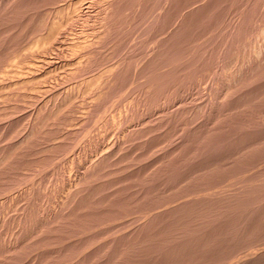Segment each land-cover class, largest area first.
<instances>
[{
	"label": "rangeland",
	"instance_id": "374dc122",
	"mask_svg": "<svg viewBox=\"0 0 264 264\" xmlns=\"http://www.w3.org/2000/svg\"><path fill=\"white\" fill-rule=\"evenodd\" d=\"M263 207L264 0H0V264H241Z\"/></svg>",
	"mask_w": 264,
	"mask_h": 264
},
{
	"label": "bare ground",
	"instance_id": "6f19581e",
	"mask_svg": "<svg viewBox=\"0 0 264 264\" xmlns=\"http://www.w3.org/2000/svg\"><path fill=\"white\" fill-rule=\"evenodd\" d=\"M246 149H247V148H246ZM246 149H245V150H246ZM238 152H239V151H238ZM240 153H241V152H240ZM230 179H231V178H230ZM232 179H233V178H232ZM245 180H246V179H245ZM228 181H229V180H228ZM230 181H231V180H230ZM234 181H235V180H234ZM241 181H242V180H241ZM237 182H239V181H237ZM244 182H245V181H244ZM245 183H246V182H245ZM248 185H249V184H248ZM216 187H217V186H216ZM224 188H225V187H224ZM211 189H212V188H211ZM227 189H228V188H227ZM234 191H235V190H234ZM238 191L240 192V190H238ZM226 192H227V191H226ZM239 192H238V193H239ZM213 193H214V192H213ZM213 193H212V194H213ZM261 193H262V192H261ZM229 195H230V194H229ZM244 195H245V194H244ZM213 196H214V195H213ZM215 197H216V196H215ZM217 197H218V196H217ZM219 197H221V196H219ZM213 198H214V197H213ZM230 198H231V197H230ZM262 198H263V197H262ZM216 199H217V198H216ZM220 199H221V198H220ZM221 200H222V199H221ZM224 200H225V199L222 200V203L224 202ZM232 200H233V199H232ZM236 200H237V199H236ZM205 201H206V200H205ZM205 201H203V202H205ZM215 201H216V200H215ZM207 202H208V201H207ZM233 202H234V201H233ZM214 203H216V202H214ZM255 203H256V202H255ZM227 204H228V203H227ZM207 205H208V204H207ZM217 205H218V204H217ZM244 205H245V204H244ZM261 205H262V204H261ZM222 206H225V205H222ZM217 207H218V206H217ZM244 207H245V206H244ZM208 208H209V207H208ZM224 208H225V207H224ZM254 208H256V207H254ZM263 208H264V207H263ZM212 209H213V208H212ZM214 210H215V209H214ZM226 210H227V209L225 208V211H226ZM251 210H252V209H251ZM251 210H250V211H251ZM263 210H264V209H263ZM241 211H242V210H241ZM234 212H235V211H234ZM236 212H237V211H236ZM239 212H240V211H239ZM243 212H244V211H243ZM246 212H247V211H246ZM253 212H254V211H253ZM216 213H217V212H216ZM221 213H222V212H221ZM227 213H228V212H227ZM232 213H233V212H232ZM232 213H231V214H232ZM240 213H241V212H240ZM218 214H219V213H218ZM226 215H228V214H226ZM246 215H248V214H246ZM214 216H215V215H214ZM218 216H220V214H219ZM221 216H222V215H221ZM224 216H225V215H224ZM244 216H245V215H244ZM252 216H253V215H252ZM257 217H258V216H257ZM214 218H215V217H214ZM229 218H231V217H229ZM234 218H235V217H234ZM245 219H246V217H245ZM250 219H251V218H250ZM256 219H257V218H256ZM232 220H233V219H232ZM242 220H243V219H242ZM228 221H229V220H228ZM252 221H253V220H252ZM224 222H225V221H224ZM226 222H227V221H226ZM249 222H250V221H249ZM232 223H233V222H232ZM232 223H231V224H232ZM221 224H223V223H221ZM235 224H236V223H234V225H235ZM243 225H244V224H243ZM258 225H259V224H258ZM262 225H263V223H262ZM230 226H231V225H229V227H230ZM254 226H255V224H254ZM256 226H257V225H256ZM224 227H225V226H224ZM231 227H233V226H231ZM246 227H247V226H246ZM221 228H222V227H221ZM239 228H240V226H239ZM239 228H238V229H239ZM227 229H228V228H227ZM238 229H237V230H238ZM216 230H217V229H216ZM221 230H222V229H221ZM223 230H224V229H223ZM229 230H230V229H229ZM246 230H247V229H246ZM259 230H260V229H259ZM244 231H245V230H244ZM213 232H214V231H213ZM220 232H221V231H220ZM224 232H225V231H224ZM226 232H228V231H226ZM255 232H256V231H255ZM231 233H232V232H231ZM258 233H259V232H258ZM263 233H264V232H263ZM212 234H214V233H212ZM229 234H230V233H229ZM238 235H240V234H238ZM241 235H243V233H242ZM254 235H256V233H254ZM225 236H226V235H225ZM236 236H237V234H236ZM257 237H259V236H257ZM230 238H231V237H229V239H230ZM240 238H243V237H240ZM245 239H246V237H245ZM250 240H251V239H250ZM253 240H254V239H253ZM205 241H206V240H205ZM209 241H210V240H209ZM213 241H214V240H213ZM229 241H230V240H229ZM255 241H256V240H255ZM261 241H262V240H261ZM222 242H223V241H222ZM227 242H228V241H227ZM235 242H237V241H235ZM246 242H248V241H246ZM206 243H208V242H206ZM241 243H242V242H241ZM243 243H244V242H243ZM263 243H264V242H263ZM246 244H247V243H246ZM261 244H262V243H261ZM261 244H260V245H261ZM232 245H233V244H232ZM258 245H259V244H258ZM263 245H264V244H263ZM203 246H204V245H203ZM235 246H236V245H235ZM261 246H262V245H261ZM257 247H258V246H256V248H257ZM262 247H263V246H262ZM262 247H261V248H262ZM218 248H219V247H218ZM221 248H222V247H221ZM227 248H228V247H227ZM227 248H226V249H227ZM256 248H255V249H256ZM234 249H235V247H234ZM253 249H254V248H253ZM258 249H259V248H258ZM258 249L255 250V252L258 251ZM223 250H224V249H223ZM235 250H236V249H235ZM219 251H220V250H219ZM221 251H222V249H221ZM225 251H226V250H225ZM262 251H263V248H262ZM235 252H236V251H235ZM240 252H241V251H240ZM249 252H250V251H249ZM249 252H248V254H249ZM253 252H254V251H253ZM255 252H254V253H255ZM226 253H227V252H226ZM242 253H243V252H242ZM245 253H246V252H245ZM257 253H258V252H257ZM257 253H256V254H257ZM234 254H235V253H234ZM246 254H247V253H246ZM246 254H245V255H246ZM218 255H219V254H218ZM226 255L228 256V254H226ZM226 255H225V256H226ZM236 255H237V254H236ZM242 255H243V254H242ZM260 255H262V256H260V257H259V256L256 257V256H257V255H256V256H254L255 258L253 257L254 259H251V260H248V259L245 258L247 261L245 260L246 262L243 261V263H241V264H261V263L264 262V254H263V252H262V254H260ZM213 256H214V255H213ZM231 256H232V255H231ZM240 256H241V255H240ZM249 256H251V254H250ZM252 256H253V254H252ZM244 257H246V256H244ZM244 257H243V258H244ZM238 258H239V257H238ZM243 258H242V259H243ZM216 259H217V257H216ZM242 259H241V260H242ZM261 259H263V262L260 261ZM220 260H221V259H220ZM222 260H223V259H222ZM228 260H229V259H228ZM236 260H237V259H236ZM217 261H219V260H217ZM259 261H260L261 263H259ZM215 262H216V261H215ZM241 262H242V261H241ZM209 263H210V261H209ZM213 263H214V262H213ZM220 263H221V262H220ZM229 263H230V262H229ZM215 264H216V263H215ZM236 264H237V263H236Z\"/></svg>",
	"mask_w": 264,
	"mask_h": 264
}]
</instances>
